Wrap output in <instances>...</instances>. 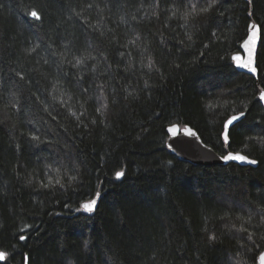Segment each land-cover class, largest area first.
Here are the masks:
<instances>
[{
	"label": "trees",
	"instance_id": "1",
	"mask_svg": "<svg viewBox=\"0 0 264 264\" xmlns=\"http://www.w3.org/2000/svg\"><path fill=\"white\" fill-rule=\"evenodd\" d=\"M261 90L264 0H0V264H257ZM176 124L257 167L178 160Z\"/></svg>",
	"mask_w": 264,
	"mask_h": 264
},
{
	"label": "water",
	"instance_id": "2",
	"mask_svg": "<svg viewBox=\"0 0 264 264\" xmlns=\"http://www.w3.org/2000/svg\"><path fill=\"white\" fill-rule=\"evenodd\" d=\"M243 1L249 2L250 0H243ZM250 25H255L256 28L253 29L250 27ZM254 31H256V35L252 37V39L254 40V43H252L250 42L249 38ZM260 43H261V29L258 24H255L252 22L248 26V34H247L245 41L241 45L240 52L232 56L233 65L239 73L250 75L254 77L255 79L258 78L257 55H258ZM234 56L239 57V59L233 60ZM244 64H248L249 66L247 68L241 67V65H244ZM252 68H255L254 72L252 71ZM262 92L264 91L263 90L259 91L257 95V100L262 106L263 111H264V100L260 99V95ZM233 116H240V114L233 115ZM231 117H229L228 119H230ZM244 117H245V114L241 116L238 121L235 122V125H237ZM234 126H230V128L228 129V133H229V130ZM169 128H171V131H169ZM167 133H168V140L166 144L167 149L169 150L170 154H172L173 156H175L178 160L182 162L189 163L194 166H202V167H212V166H217V165L226 166L229 163H235L243 167H247V166L254 167V168L257 167V162L250 163L249 161H254V160L248 158L242 153L230 152V153H227L226 155L241 154L247 157L245 161H237V160L225 161L221 159V157L223 156L218 155L210 147L206 146L200 139L197 132L190 127L181 128L177 124L172 125L167 128ZM224 134H225V129L223 133V138H224ZM225 143H228V140L225 141ZM262 253H264V251ZM260 255L257 258V264H260V261H259ZM3 261H4V258L0 260V262H3Z\"/></svg>",
	"mask_w": 264,
	"mask_h": 264
},
{
	"label": "snow or ice",
	"instance_id": "3",
	"mask_svg": "<svg viewBox=\"0 0 264 264\" xmlns=\"http://www.w3.org/2000/svg\"><path fill=\"white\" fill-rule=\"evenodd\" d=\"M213 2H215V0H213ZM190 7L193 9V11H195L196 7H197V4L196 3H191L190 4ZM212 7L211 4L208 5V7L206 8H202L200 9L201 11H208V8ZM187 14H190V13H187ZM31 16L36 18V19H40L39 15L33 11L31 13ZM251 28L255 29L256 26L255 25H250ZM256 35V31H254L249 40L250 42L254 43V40L252 39V37H254ZM123 55V54H121ZM239 57L237 56H234L233 57V60H238ZM82 63L81 60H76V65H80ZM249 65L248 64H244V65H241V67H245L247 68ZM252 71L254 72L255 71V68H252ZM260 99L261 100H264V92L261 93L260 95ZM99 111V110H98ZM244 113H240V116H232L230 119H228L225 123H224V129H225V134H224V139L225 141L228 140V129L230 128V126H234L235 125V122L238 121L240 119L241 116H243ZM169 131H171V128H169ZM33 139H37V137H33ZM221 159L227 161V160H237V161H245L247 159V157H245L244 155H241V154H228V155H225L223 157H221ZM250 163H256V161H249ZM124 175L123 172H116L115 173V176L117 179L121 178L122 176ZM45 187H47V185H45ZM95 204H96V200H92V201H89L85 204L82 205V207L87 211V212H92L94 211V208H95ZM20 239L21 240H24L25 237L22 235L20 236ZM210 239H213L212 237H210ZM249 239H251V236H249ZM4 258V254L3 253H0V260H2ZM27 260V258H26ZM259 261H260V264H264V253H262L259 257Z\"/></svg>",
	"mask_w": 264,
	"mask_h": 264
}]
</instances>
